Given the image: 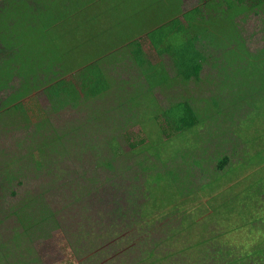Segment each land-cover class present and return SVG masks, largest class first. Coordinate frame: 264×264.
I'll list each match as a JSON object with an SVG mask.
<instances>
[{
  "label": "trees",
  "instance_id": "16d2710c",
  "mask_svg": "<svg viewBox=\"0 0 264 264\" xmlns=\"http://www.w3.org/2000/svg\"><path fill=\"white\" fill-rule=\"evenodd\" d=\"M162 2L159 7L149 6L169 8L168 19L157 16L160 26L131 42V49H125L117 67L108 50L100 53L98 60L92 56V60L79 61L85 53L84 43L90 46L99 40L105 44L107 34L112 38L111 31L89 36L90 25H94V21H86L91 5L69 0H0V124L35 128L31 137L37 149L33 158L38 171L44 167V160L50 164L52 159L63 160L81 146L80 151L91 150L99 160L92 174L101 169L109 173L108 181L113 183L112 178L132 172L131 183L142 185L143 190L137 193L132 189L128 194L144 200L130 212H123L115 202V212L123 220L128 216L141 222L159 220L166 206L177 207L169 205L176 195L194 193L202 185L197 184L199 174L211 176L201 191H223L228 182L237 181L220 200L234 198L220 207L219 220L228 221L229 227L226 223L221 238L213 236L203 243L201 252L207 255L200 264H264V192L258 195L264 178L256 181L254 175L252 180L243 181L240 175L246 167H236L240 159H248L249 164L252 159L254 163L264 162V0H196L188 2L190 5L184 0ZM126 10L121 13L124 18H128ZM130 16L139 20L137 23L132 17L133 24L147 18L145 11ZM72 24L85 29L82 38L76 40ZM62 26L67 30L62 32ZM160 88L164 100L163 95L156 97ZM39 89L49 96L54 110L69 106L89 109V120L74 125L72 132V128L59 132L50 117L40 115L32 105V94ZM106 98H114L117 106H108L103 112L100 107H92L97 100L105 104ZM142 109L151 111V125L156 129L148 130L152 126L136 116ZM126 110L133 113L132 124H141L140 131L123 132L129 125ZM259 121L262 128L257 127ZM106 122L110 127L102 128L110 133L102 139L89 130ZM123 138L131 144V150H121ZM250 150L256 151L254 158ZM179 159L182 162L178 165ZM172 164L176 170L169 169ZM22 170L17 173L23 175ZM257 173L264 175V169ZM26 178L2 166L0 201L7 190L11 201L19 199L17 188ZM239 187L243 193L236 191ZM84 190L88 191L87 186ZM231 203L233 208L229 207ZM226 206L229 208L223 211ZM10 211L8 216L18 225L13 237L0 239V264H42L33 258L30 246L23 247L34 232L40 234L45 225L51 224L54 212L46 195L31 196L12 205ZM185 216L198 219L196 212ZM193 227L175 230L170 239ZM210 242L213 246L209 249ZM151 249L142 254L149 264H159L162 258L168 261L172 256L154 260L157 251ZM26 250L31 256L29 262L21 259Z\"/></svg>",
  "mask_w": 264,
  "mask_h": 264
},
{
  "label": "rangeland",
  "instance_id": "374dc122",
  "mask_svg": "<svg viewBox=\"0 0 264 264\" xmlns=\"http://www.w3.org/2000/svg\"><path fill=\"white\" fill-rule=\"evenodd\" d=\"M69 1L74 4L79 2L91 5L88 12L86 11L88 16L86 21H94V25H90V37H95L93 33L106 35L110 31L112 35L111 40L109 39L110 36L106 35L105 44L99 40L93 42L90 46L84 43V47H86L84 48L85 53L81 58L79 57V61L92 60V56L97 57L96 59L98 60L100 53L108 50L110 54L112 53L111 55L109 54V58L114 57L113 61L118 62L115 65L117 67L121 63V58L125 55V49H131L130 43L153 33L152 31L160 26L158 19L161 16L164 17L163 19H168L167 15L171 12L169 8L156 9L149 6L156 5L154 7H159L163 3V0H136L139 2L135 4H131L127 0ZM144 5L146 6L143 8L132 9L133 7L136 8V6ZM114 6H118L119 8ZM125 8L127 9L128 18L121 16ZM118 9H120L119 12ZM135 11L146 12L147 18H145V22L141 24H133L131 22L132 17L135 18L137 23L139 22L135 16H130ZM102 14L104 16L100 17ZM157 16H160V18H156ZM125 20L126 22L124 23L123 21ZM117 21H121V23L117 24ZM128 22L130 24H127ZM180 23H184L182 18H180ZM72 26L76 28L75 24H72ZM66 30V26L61 27L62 32ZM84 30L76 28V40L82 38ZM69 38L72 39L71 37ZM104 58L105 56L101 60L104 61ZM68 80H71V78H68ZM150 87L152 89L157 88ZM167 88H170V86ZM160 91L161 88L157 90L156 97L158 99L163 95L164 100L165 94H161ZM32 95V105L36 108L37 113L48 115L51 123L59 132L69 130L74 125L80 122L82 124L89 120V109H77L69 106L54 110L49 96L42 89L36 90ZM109 96L113 97L114 95L110 94ZM113 99L109 100L106 98L107 103L105 101V104H103L102 100H97L92 103V107H100V111L103 112L108 106H111V108L117 106V101L115 102ZM150 99L153 100L154 97ZM202 105L204 106L205 103ZM215 111L219 110L215 109ZM132 114L127 110L124 113L125 117L128 118L129 125L126 131L123 132L140 131L141 124H132L130 121ZM256 115L257 113H254L253 116ZM136 116L144 118L149 127L152 126L151 111L142 109ZM5 125L6 123L0 124V168L8 166V169L14 170L15 175H18L19 178L23 175L27 178L25 179V184L22 187L19 185L17 188L21 195L19 199H13L12 202L9 198L11 197L10 190L5 191L3 194V202L0 201V239L6 240L13 237L14 229L18 225L14 217L8 216L12 205H18L31 196L44 193L46 200L54 212L51 224L45 225L40 234L34 232L31 241L25 243L23 247L30 246L29 249L32 251V256L36 261L42 264H149L147 256L142 257V254L150 252L151 248H156L154 249L157 251L154 254V260L166 257L168 256L167 254L172 255L169 256L170 260L168 261L162 258L159 264H200L201 259L207 255H203L201 252L203 243L213 236L221 238L222 229L227 225L228 221L223 222L221 219V222L219 220V214H221L220 207H222V203H228L229 200L232 201L234 198L229 197L228 201L223 199L222 203L220 200L227 197L223 196L225 195L224 193L232 188L237 181L228 182L223 191L221 188L201 191L202 189L200 188L203 183H207L211 179V176L206 175L207 177L205 178L199 174L196 178L197 184L202 185L199 188L197 187L194 193H186L184 196L176 195L169 205L177 204V207L166 206L164 215L159 220L154 219V221L141 222L138 219H131L129 216L123 220L115 212L117 204H120L123 212H130L129 210L132 207L142 205L141 202L144 200L140 202V200L138 201L128 194V191L132 189H136L137 193L143 190L142 185H133L131 183L134 176L132 172L124 176L118 175L112 178L114 180L113 183L111 180L108 181V179H111L109 178V173L101 169H97V175L96 173L92 174L99 160L94 158L92 155L93 151L91 150L86 152L80 151L81 146H75L76 149L71 150L72 154L70 156L66 155L63 160V157L57 159V161L52 159L51 164L47 161L48 159L44 160V167L41 171H38L33 158L34 151L36 152L37 149L35 145L33 147L34 139L31 137L32 131L35 128H8ZM97 125H95V128L92 127L89 130L95 133L99 139H102V136H105L106 133H110L109 130L106 132L103 130V128L110 127L109 122L102 123V126L99 123ZM258 125L257 127L262 128L260 121ZM73 128L70 130L71 132ZM149 129L154 130L156 126L153 125ZM46 131L52 133L51 129H46ZM120 144L123 152L131 150V144L126 138H123ZM185 145L189 146L187 143ZM183 147L185 148V146ZM250 151L252 152V158H254L256 151ZM174 152L176 153V151ZM105 154L106 151H103L102 155ZM178 161L177 164H181V159ZM249 163L248 159H240L236 162V167H246L240 175L241 180H252L254 175H256L254 178L256 181L264 178V175L257 173V171L264 169V162L254 163L252 159L251 164ZM173 165H170L169 169L176 170L172 167ZM20 169H23V175L17 173ZM197 170L199 171L200 169L197 168ZM87 173V176L83 175ZM86 186L92 194L88 191H86L87 193L84 192ZM240 190L243 193L242 187H239L236 191L239 192ZM261 192H264V187L259 190L258 195ZM229 207L233 208L234 203H231ZM229 207L226 206L222 209L226 211ZM195 212L198 217L197 222L192 217L185 216L186 214ZM189 225L190 227H194L183 235L170 239L171 234L175 230L189 227ZM227 232L229 233V230ZM178 233L180 234V230ZM231 238L233 239V237ZM150 246L152 247L149 248ZM212 246L213 244L210 242L207 248L210 249ZM27 250L21 259L25 261L27 258V262H29L31 256L28 255Z\"/></svg>",
  "mask_w": 264,
  "mask_h": 264
},
{
  "label": "crops",
  "instance_id": "0c3cea01",
  "mask_svg": "<svg viewBox=\"0 0 264 264\" xmlns=\"http://www.w3.org/2000/svg\"><path fill=\"white\" fill-rule=\"evenodd\" d=\"M184 1H186L187 3H188V2H191V1H192V2H196V0H184ZM188 4H189V3H188ZM189 5H190V4H189Z\"/></svg>",
  "mask_w": 264,
  "mask_h": 264
}]
</instances>
